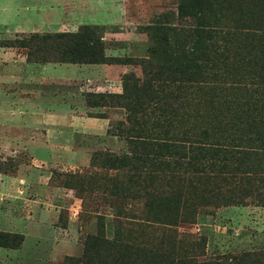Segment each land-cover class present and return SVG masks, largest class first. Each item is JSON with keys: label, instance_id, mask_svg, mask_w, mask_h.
<instances>
[{"label": "trees", "instance_id": "obj_1", "mask_svg": "<svg viewBox=\"0 0 264 264\" xmlns=\"http://www.w3.org/2000/svg\"><path fill=\"white\" fill-rule=\"evenodd\" d=\"M218 1L222 0H197L195 8L201 4L202 15L216 13L213 7H221ZM178 11L185 14L182 7ZM219 15L211 25L195 29L200 53L187 55L182 69L157 72L159 78L156 73H146L143 78L128 74L122 78L120 95L85 96L90 108L115 105L125 110L126 119L116 130L126 142L127 151L121 155L95 154L91 162L102 160L99 166L124 172L120 180L113 182L111 193L123 200L137 199L144 211L139 222L116 219L113 240L106 239L104 225L99 223L97 234L84 243L89 258L83 255L74 260L76 263L83 260L85 264H122L128 259L129 246L150 235H157L164 246L182 245L188 237L181 240L172 228L193 223L199 207L214 202L242 204L248 199L264 200L263 192H259L264 187V55L240 58L237 51L251 35L222 25ZM105 33L104 26H82L76 32L35 33L15 43L26 49V60L31 63L112 64V58L105 54ZM235 61L246 63L260 82L253 83L235 67ZM144 63L150 66L149 61ZM196 84L213 106L222 98L228 106H212L209 117L190 116L194 102L190 90ZM239 173L252 176L250 179L258 186L253 188L249 177H244L243 184L239 182L225 193L216 192L222 197L197 191L199 182H207L215 175L236 178ZM7 235L0 232V248L16 249L23 241L22 235ZM191 244L201 248V240ZM237 261L235 264H264L250 255Z\"/></svg>", "mask_w": 264, "mask_h": 264}, {"label": "rangeland", "instance_id": "obj_2", "mask_svg": "<svg viewBox=\"0 0 264 264\" xmlns=\"http://www.w3.org/2000/svg\"><path fill=\"white\" fill-rule=\"evenodd\" d=\"M108 1L116 8L109 7L108 16L100 22L101 24H88L89 20H84L81 25H78V21L74 24L78 26L77 30L82 26L94 25L107 28V33L104 35L105 54L117 60L111 59L112 64L106 65L117 67L118 82L107 83V87L97 89L98 93L93 83L65 81L63 80L65 78L55 79L50 82L51 84L49 82L45 84L49 95L56 92V94L76 96L75 106L82 107L85 116L101 115L108 119L107 140L87 141L86 143L91 145L89 154L80 157L79 160L76 159L74 163L57 161L51 157L44 160L41 175H46L48 185L56 189L59 202L54 204L42 202L34 209L18 197L15 199L18 202L14 206L18 213L23 211L22 216L24 217L30 214L41 218L44 214L43 223L47 227L45 228L49 229L37 239L38 234L28 232L25 241L22 234L6 233L10 238L22 235L23 241L16 249L0 248L3 249L0 250V264H80L83 260L79 263L74 260L81 259L83 255L85 259L89 258V253L87 254L89 250L84 243L89 236L97 234L99 223L104 225L106 239L113 240L116 219L124 222L142 221L144 210L137 199L123 200L111 193L113 182L120 180L125 173L121 170H109L99 166L102 160L91 162L95 154L121 155L127 151L126 142L116 130L120 123L125 121L126 112L115 105L98 109L90 108L86 105V95H120L122 78L128 74L143 78L146 73L157 75V72L182 69L187 55H199L200 53L195 29L202 25H211L215 21V16L219 14L222 17V25L237 28L238 32L251 35L248 38L245 37L246 40L239 51L235 50L241 53L238 55L240 58L248 60L249 57L264 55V0L218 1L221 2V7H213L216 13L209 12L206 15H202L201 4L195 8L197 0H184V2L183 0ZM62 3L67 4V2ZM78 6L79 4L76 6L77 10ZM72 7L75 6L71 5L68 8ZM179 7H182L185 14L189 13L190 16L183 13L180 15ZM61 21L63 20L60 16L51 23L47 20L34 21L33 24L36 26L31 31L39 34L57 33L63 30L74 32V26H69V22L62 23ZM7 22L9 25L18 23L17 20H7ZM30 28L23 31L30 32ZM35 33L0 36V44L8 46L0 47V51L5 53L6 50L1 49H7L14 58L21 55L26 58V49L15 41H20ZM145 61H149L150 66H147ZM236 61L235 67L239 71L252 79L253 83L260 82L258 77L255 78L252 75L253 69L242 61L239 63L240 66ZM77 66L81 65H64L58 68L57 75L61 77L79 76ZM157 77L159 78L158 75ZM155 83L162 85L161 81H155ZM165 83L167 84V81ZM201 90L203 91V88L197 84L196 88L190 90L193 91L191 95L194 99L190 116L209 117L212 113L213 105L209 99L204 97ZM225 95L224 93L222 97ZM225 100L223 98L218 100L213 107L218 109L227 107V103H223ZM224 113L225 116L231 117V114ZM28 162L27 156H18L17 158L10 157L5 164L15 168L18 163L29 164ZM1 163L0 161V169ZM222 176L215 175L207 182H199L197 191L201 194L213 192L215 197H222V194L216 192L225 193L233 186H237L239 182L243 184L244 177H249L247 174L239 173L236 178L223 176L226 178L224 181L221 179ZM261 176L264 177V175ZM250 178L253 177L250 176L248 182L253 183V188L257 187V182ZM21 186L24 185L21 184ZM259 192H263L261 195L264 199V187H261ZM18 193L21 195L20 192ZM50 207H54V211H49ZM50 217L53 222L48 223L47 219ZM172 229L177 232L178 238L182 240L183 237H188V241L183 242L182 245L172 244L169 241L171 244L168 247L159 242L157 235H150L139 240L135 245H130L129 249L127 248L128 259L122 264H207L214 262L235 264L243 255L254 256L257 261L263 260L264 262V200L248 199L242 204L210 203L198 208L193 223L178 224ZM198 240H201V248H194L191 243H198ZM241 263L245 264L244 261ZM248 263L253 264L251 261Z\"/></svg>", "mask_w": 264, "mask_h": 264}, {"label": "crops", "instance_id": "obj_3", "mask_svg": "<svg viewBox=\"0 0 264 264\" xmlns=\"http://www.w3.org/2000/svg\"><path fill=\"white\" fill-rule=\"evenodd\" d=\"M71 5L75 7L68 8ZM109 7L116 8L108 0H0V36L35 33L31 31L36 26L34 21L51 23L59 16L62 23L69 22L76 32L75 21L78 25L84 20L101 24ZM7 20L18 23L9 25ZM29 27L30 32L23 31ZM1 50L6 52L0 51V232L22 234L25 241L28 232L38 234L37 239L49 228L43 223L44 214L36 218L30 214L22 216V210L18 213L15 199L21 198L34 209L42 202H59L56 189L48 185L46 175H41L42 163L50 157L76 162L89 154L91 145L87 141L107 140L109 127L106 118L85 116L83 108L75 106L76 96L56 92L49 95L45 84L65 78L93 83L97 90L107 87L109 82H118L119 76L117 67L101 64L77 66L79 76L61 77L57 75L58 68L67 64L31 63L22 55L14 58L9 50ZM18 156H27L29 164L18 163L15 168L5 164L10 157ZM54 209L50 207L49 211ZM47 222H53L51 217Z\"/></svg>", "mask_w": 264, "mask_h": 264}]
</instances>
